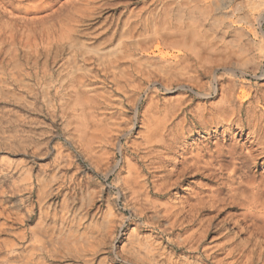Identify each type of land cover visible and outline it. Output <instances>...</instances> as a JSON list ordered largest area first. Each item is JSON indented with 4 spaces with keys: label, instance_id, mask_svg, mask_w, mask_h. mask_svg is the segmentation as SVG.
Instances as JSON below:
<instances>
[{
    "label": "rangeland",
    "instance_id": "rangeland-1",
    "mask_svg": "<svg viewBox=\"0 0 264 264\" xmlns=\"http://www.w3.org/2000/svg\"><path fill=\"white\" fill-rule=\"evenodd\" d=\"M68 1H22L16 12L20 27L15 80L8 76L4 53L0 264H215L221 259L217 264H242L247 255L264 258L263 238L255 237L229 256L233 247L218 233L204 243L208 252L203 248L204 253L190 252L182 243L187 231L177 228L168 235L156 228L158 218L151 208L155 197L148 199L141 186H151L153 180L144 156L151 154L145 141L155 129L167 125L175 133L180 124L183 132L190 128L196 132L187 135L192 147L206 143L201 121L212 116L209 105L220 100L232 78L251 83L235 85L231 93L243 97L246 90L253 105L264 102V53L258 49L264 44V0H100L92 18L77 27L75 38L88 46L113 48L104 60L81 55L73 60L71 43L64 41L63 49L57 48L51 37L48 42L54 46L48 51L32 37L35 24H28L30 31L25 27L27 20L46 16ZM143 5L147 24L136 15ZM129 16L137 17V36L130 28L131 34H118L109 42L108 32H127ZM155 29L166 36L157 39ZM235 30L245 32L238 46L232 43L238 35ZM206 45L218 51L209 53ZM221 49L230 54H220ZM114 60L117 68L107 71L105 66ZM258 64L262 66L256 69ZM66 74L84 78L80 97L73 98L61 86ZM251 102L244 104L240 115L246 127L234 154L241 168L253 166L240 148L250 146L248 132L255 121L246 117ZM258 122L264 128V115ZM262 141L264 137L257 145L263 146ZM214 142L212 137L213 150ZM230 161L226 153L206 168L204 176L189 172V183L178 190L170 187L174 198L169 195L170 200L187 202L203 187V195L221 197L204 216L212 217L217 227L230 225L239 213L228 198ZM259 166L251 167L258 180L264 173V164ZM128 179L138 190L136 201ZM208 254L213 256L208 259ZM262 258L258 264H264Z\"/></svg>",
    "mask_w": 264,
    "mask_h": 264
},
{
    "label": "bare ground",
    "instance_id": "bare-ground-1",
    "mask_svg": "<svg viewBox=\"0 0 264 264\" xmlns=\"http://www.w3.org/2000/svg\"><path fill=\"white\" fill-rule=\"evenodd\" d=\"M22 1L23 0H0V79L2 77L4 53H7V65L9 69L8 76L11 80H15L16 78L15 58L17 55V44H15V40L19 33L18 26L20 23V18L16 15V12L19 11L20 6L23 4ZM99 1L100 0H69L59 9L52 11L46 16L29 20L26 19L27 21L24 25L25 27H28V30L30 31V26L28 24H35V27L37 28L31 31L33 34L32 37L34 36L41 41V43H44L43 46L44 48H47L48 51L50 46L54 44L48 42L51 37L55 39L57 48L62 47L61 49H63L64 45L62 44L65 43L64 41L71 43L70 53L73 60L77 59L79 55L84 58L87 56L104 60L105 57H108L109 54H111L113 48L109 46L102 47V44L94 47L88 46L75 38L76 33L78 32L77 27L86 20L92 18L93 13L97 8L96 3ZM32 3L33 2H31V4L28 3L27 5L31 6ZM46 4L43 5L47 7ZM144 9V5L140 6L136 14L140 19ZM137 17H127L125 21L126 24H124L127 25V32L125 30H122L121 32L118 30L110 31L108 32L107 40L111 42L118 34L123 36L132 32V30H129L130 28L134 31L132 34H135L136 31L134 29L137 28ZM22 19L24 20L25 18L21 17V20ZM148 21L149 19L146 16L142 17V23L147 24ZM232 22L239 23L235 20ZM214 23L218 26L221 25V22L219 21H214ZM235 31L238 35L233 38L232 43L236 45L241 41V38L245 36L243 35L245 32L243 30ZM153 33L154 37H157V39L166 36L163 31L158 29H155ZM141 35H143L142 31L139 32V36ZM135 36L137 35L135 34ZM168 39L169 37L167 40ZM236 46H238V44ZM252 46L256 47L253 44ZM205 48L209 53H216L218 51L217 48L211 46L208 47L207 45ZM258 49L264 53V44H262V42L258 44ZM227 52L229 51H226L225 49L220 50V54L223 55L230 54ZM118 64L119 63H116L115 60L112 63L110 61L109 64L105 66V69L107 71L116 69ZM261 66L262 64H258L255 68L259 69ZM50 77V81H53L51 75ZM230 81L233 83L221 91L220 100L209 105L208 110L211 112L212 116L206 118L207 120L204 119V121H201L206 128L204 132L208 134L206 143L192 147L188 142L189 136L187 135L189 133L194 135L196 132L191 128L183 132L181 129H184L185 126L182 127L180 124L176 126L175 133L173 132L174 127L167 125L166 127L164 126V128L162 127V130L160 129L161 131L155 129L154 133L152 135L149 134L145 141L146 147H149L151 154H154L153 156H151V154L149 156H144L145 160H147L145 167L146 171L153 177V180L151 181V186L144 184H141V186L145 187L148 199L153 198L152 196L155 197L154 199H151V208L158 218L156 228L168 233V235L174 233V230L177 228L187 231L186 237L183 238L182 243L193 253H202V248L204 249V252H208L204 243H207L209 235L216 233L221 235V240H225L226 244L233 247L229 250V256H234L238 250L240 251L238 248L239 246L249 244L255 237L263 238L262 240L264 241V173L261 175V179L258 180L257 174L252 172L251 168H257L259 164L260 166H263L264 164V145H257L258 139L264 137V130L262 131L264 128L261 127V122H258L259 116L264 115V102L258 100V102L253 105V102H251L252 95L251 93L246 92V90L243 91V97L235 96L236 92L231 93L235 85H247L251 83L250 81L241 78H232ZM81 83L84 84L83 77H75L66 74L61 86L65 88V91L70 90L71 95L76 99L80 97L81 92L84 91L80 90L79 86ZM246 102H251L250 105H248L249 114L246 117V120L250 122L255 121V124L251 126V129L248 132L247 141H250V146L247 148L242 146L240 148L242 149L241 154L252 159L253 166H245L241 168L242 166H239L235 162L236 157L234 154L239 143L244 138L243 134L246 126L241 122L240 115ZM216 112L220 115L215 116L213 113ZM168 134H170L169 138L166 137ZM212 137L215 138V150L211 147ZM262 142L264 143V141ZM157 146L161 147V149H158ZM215 153H217V155ZM226 153L229 154L231 159L230 163H232L230 172L231 183L229 185L231 194L228 198H230L229 202L234 204L231 206L239 209V213L231 218L232 223H230V225L224 223L219 224V227H217V225H213L212 217H206L204 214L209 205L220 202V196L216 195L214 199L210 196H205L202 194L204 188L201 187V194H195L187 202H181L180 200L171 201L170 198H173V194L171 193L170 187L173 186V188L178 190L185 183H189V177L187 174L193 170L201 172L199 175L204 176L206 168L215 165ZM208 156L210 158L203 159ZM128 181L129 179L127 180V183ZM129 182L132 193L135 194L134 200L136 201L139 198L138 190L135 186H131V181ZM165 195H170L171 197L169 196L166 201L159 200ZM243 222H245L246 225H244ZM245 232H247L246 237H244ZM210 256L213 255L208 254L206 258L209 259ZM244 257L245 256L242 255V258ZM261 258L262 257H252L251 255H247V258L242 264H258ZM262 260L264 263V258H262ZM221 261L222 259L216 261L215 264Z\"/></svg>",
    "mask_w": 264,
    "mask_h": 264
}]
</instances>
